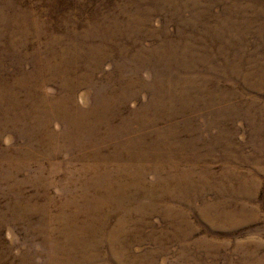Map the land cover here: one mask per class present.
Listing matches in <instances>:
<instances>
[{
    "label": "rangeland",
    "instance_id": "obj_1",
    "mask_svg": "<svg viewBox=\"0 0 264 264\" xmlns=\"http://www.w3.org/2000/svg\"><path fill=\"white\" fill-rule=\"evenodd\" d=\"M0 264H264V0H0Z\"/></svg>",
    "mask_w": 264,
    "mask_h": 264
}]
</instances>
